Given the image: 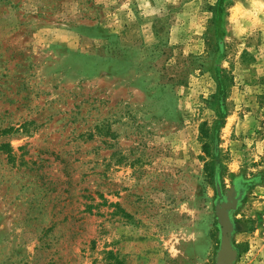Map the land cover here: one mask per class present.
<instances>
[{
  "label": "rangeland",
  "instance_id": "374dc122",
  "mask_svg": "<svg viewBox=\"0 0 264 264\" xmlns=\"http://www.w3.org/2000/svg\"><path fill=\"white\" fill-rule=\"evenodd\" d=\"M21 1L0 264H217L226 206L230 264H264V0Z\"/></svg>",
  "mask_w": 264,
  "mask_h": 264
},
{
  "label": "water",
  "instance_id": "95a60500",
  "mask_svg": "<svg viewBox=\"0 0 264 264\" xmlns=\"http://www.w3.org/2000/svg\"><path fill=\"white\" fill-rule=\"evenodd\" d=\"M229 208L231 207L226 206L218 210V219L221 229V249L217 258V264H230L233 258L229 245V235L233 231V227L226 214V210Z\"/></svg>",
  "mask_w": 264,
  "mask_h": 264
},
{
  "label": "trees",
  "instance_id": "16d2710c",
  "mask_svg": "<svg viewBox=\"0 0 264 264\" xmlns=\"http://www.w3.org/2000/svg\"><path fill=\"white\" fill-rule=\"evenodd\" d=\"M21 3H22V1L21 0H0V5H8V6H10L11 8H15V7H20V5H21ZM201 139H205V138H207L206 136L207 135H205L206 133L205 132H203V130L201 131ZM202 140V141H203ZM205 144V143H204ZM234 232H235V234H242V233H245L246 231L244 230V228H243V223H241V222H236L235 224H234Z\"/></svg>",
  "mask_w": 264,
  "mask_h": 264
}]
</instances>
